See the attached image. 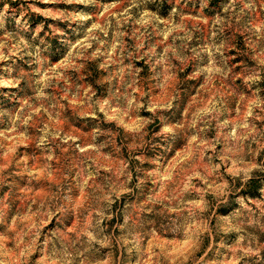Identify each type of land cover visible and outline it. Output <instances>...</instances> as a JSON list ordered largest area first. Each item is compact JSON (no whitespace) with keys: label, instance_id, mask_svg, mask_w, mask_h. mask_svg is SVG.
<instances>
[{"label":"rangeland","instance_id":"obj_1","mask_svg":"<svg viewBox=\"0 0 264 264\" xmlns=\"http://www.w3.org/2000/svg\"><path fill=\"white\" fill-rule=\"evenodd\" d=\"M0 264H264V0H0Z\"/></svg>","mask_w":264,"mask_h":264}]
</instances>
